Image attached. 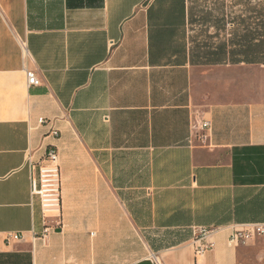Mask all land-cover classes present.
Wrapping results in <instances>:
<instances>
[{
  "label": "crops",
  "instance_id": "crops-1",
  "mask_svg": "<svg viewBox=\"0 0 264 264\" xmlns=\"http://www.w3.org/2000/svg\"><path fill=\"white\" fill-rule=\"evenodd\" d=\"M48 146L62 202L42 213L28 156ZM254 224L264 0H0V264H264V235L227 244Z\"/></svg>",
  "mask_w": 264,
  "mask_h": 264
},
{
  "label": "built area",
  "instance_id": "built-area-1",
  "mask_svg": "<svg viewBox=\"0 0 264 264\" xmlns=\"http://www.w3.org/2000/svg\"><path fill=\"white\" fill-rule=\"evenodd\" d=\"M23 52L26 53V46L22 42ZM26 84L38 85L39 79L31 70L25 69ZM44 122L43 118L39 119V123ZM208 122L202 123V128L208 127ZM57 131L53 132L56 136ZM58 154L56 149L48 146L42 158L39 161H33L28 156V162L31 171V187L32 194L38 196L41 203L42 213L59 211L61 207V186H60V170L58 168ZM212 230L202 227L197 233L194 234L193 245H195V254L202 256L206 251L212 249L214 244L208 238ZM264 235V225L254 224L250 225L249 229L235 230L229 235L227 244L234 247L235 245H245L251 238ZM23 238L19 232H12L6 234L5 241L10 243L18 241ZM150 261L153 264H164L156 254H151Z\"/></svg>",
  "mask_w": 264,
  "mask_h": 264
},
{
  "label": "rangeland",
  "instance_id": "rangeland-1",
  "mask_svg": "<svg viewBox=\"0 0 264 264\" xmlns=\"http://www.w3.org/2000/svg\"><path fill=\"white\" fill-rule=\"evenodd\" d=\"M252 1H256V0H252ZM234 2H243V0H234ZM253 254H254L255 259H257V261L255 263L259 264L260 263V261L258 260L259 248L256 247Z\"/></svg>",
  "mask_w": 264,
  "mask_h": 264
}]
</instances>
